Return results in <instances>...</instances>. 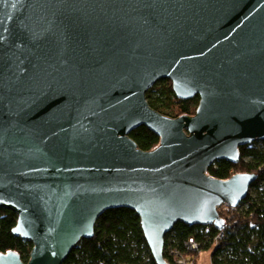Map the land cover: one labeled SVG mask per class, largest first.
<instances>
[{
    "label": "water",
    "instance_id": "obj_1",
    "mask_svg": "<svg viewBox=\"0 0 264 264\" xmlns=\"http://www.w3.org/2000/svg\"><path fill=\"white\" fill-rule=\"evenodd\" d=\"M199 97L169 118L147 91ZM145 126L152 150L130 133ZM264 140V0H0V208L32 243L27 262L62 264L107 210L139 217L156 264L181 221L224 229L256 180L208 168Z\"/></svg>",
    "mask_w": 264,
    "mask_h": 264
},
{
    "label": "trees",
    "instance_id": "obj_2",
    "mask_svg": "<svg viewBox=\"0 0 264 264\" xmlns=\"http://www.w3.org/2000/svg\"><path fill=\"white\" fill-rule=\"evenodd\" d=\"M149 105L169 118L193 115L199 97L180 99L170 80L157 81L146 93ZM138 148L154 149L159 137L145 126L130 133ZM236 173H255L246 198L238 206L219 207L224 229L209 225H187L178 221L165 235L164 257L176 264L168 254L169 247L179 253L193 255L196 260L202 249H211V264H264V140L239 147V160L215 161L207 174L225 180ZM17 215L0 208V254L14 251L27 262L32 243L12 233ZM221 234L220 238L216 236ZM189 239L199 245L192 251ZM196 262V261H195ZM62 264H156L143 238L137 214L127 208L105 211L96 221L94 236L81 239Z\"/></svg>",
    "mask_w": 264,
    "mask_h": 264
},
{
    "label": "built area",
    "instance_id": "obj_3",
    "mask_svg": "<svg viewBox=\"0 0 264 264\" xmlns=\"http://www.w3.org/2000/svg\"><path fill=\"white\" fill-rule=\"evenodd\" d=\"M222 206H226V205H222ZM229 207V206H226ZM234 208V207H232ZM210 226V225H209ZM221 234H218L216 236L217 238H220ZM189 244H190V248L192 251L198 252L199 251V245L196 243V241H194L193 239H189ZM168 254H170V256L173 258V261L176 264H196V260L194 259L195 257H193V255H185L184 253H179L175 248H170L168 250Z\"/></svg>",
    "mask_w": 264,
    "mask_h": 264
},
{
    "label": "rangeland",
    "instance_id": "obj_4",
    "mask_svg": "<svg viewBox=\"0 0 264 264\" xmlns=\"http://www.w3.org/2000/svg\"><path fill=\"white\" fill-rule=\"evenodd\" d=\"M223 207V206H220ZM211 249H202L196 259V264H211Z\"/></svg>",
    "mask_w": 264,
    "mask_h": 264
}]
</instances>
